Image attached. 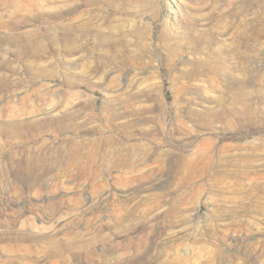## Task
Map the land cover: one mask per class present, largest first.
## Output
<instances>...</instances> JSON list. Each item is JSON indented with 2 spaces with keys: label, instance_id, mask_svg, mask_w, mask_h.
Returning a JSON list of instances; mask_svg holds the SVG:
<instances>
[{
  "label": "rangeland",
  "instance_id": "obj_1",
  "mask_svg": "<svg viewBox=\"0 0 264 264\" xmlns=\"http://www.w3.org/2000/svg\"><path fill=\"white\" fill-rule=\"evenodd\" d=\"M0 264H264V0H0Z\"/></svg>",
  "mask_w": 264,
  "mask_h": 264
},
{
  "label": "bare ground",
  "instance_id": "obj_2",
  "mask_svg": "<svg viewBox=\"0 0 264 264\" xmlns=\"http://www.w3.org/2000/svg\"><path fill=\"white\" fill-rule=\"evenodd\" d=\"M135 56H137V55H135ZM116 116L114 118H116ZM64 118L69 120V122L71 123L70 125L72 127L77 128V124L75 121L77 119L76 113L73 112L71 114H68ZM60 120L61 119H59L58 121L60 122ZM123 127L124 128L129 127V124L123 125ZM126 136L125 137L128 139L134 138L135 134L130 133L129 135H126ZM102 140H103V142L106 143V147L104 148V151L101 154L100 153L97 154V152H96V150H98V148H97V149L93 150V152H90L88 154V158H86V159H88V161H87L86 165H84L83 171L81 173L82 177H91L92 179H95L97 177L98 173L104 168L103 166H105V165L112 169V167L116 168L121 164L133 163L132 161L138 157L137 150L141 149L142 147L144 149H146L147 151H151V149L147 145L142 144V143H137V144H133V145H121L120 147H111V146H108V144H111V143L116 144L115 143L116 140L114 137H108V138L102 139ZM253 148L257 149L256 146H253ZM73 152L76 155L75 157H77V146L75 147ZM95 157L98 158V161L96 160ZM75 159H77V158H75ZM75 161H77V160H75ZM186 165L189 166L190 164L188 163ZM94 167H96V168H94ZM74 168L75 169L77 168V163L75 164ZM134 172H136V171L132 170L131 176H130L131 180L134 177L132 175ZM134 179H136V178H134Z\"/></svg>",
  "mask_w": 264,
  "mask_h": 264
}]
</instances>
